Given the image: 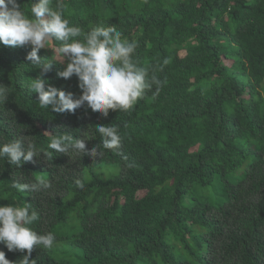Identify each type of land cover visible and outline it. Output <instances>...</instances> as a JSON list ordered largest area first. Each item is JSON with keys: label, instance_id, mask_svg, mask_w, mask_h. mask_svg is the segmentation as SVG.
I'll use <instances>...</instances> for the list:
<instances>
[{"label": "trees", "instance_id": "trees-1", "mask_svg": "<svg viewBox=\"0 0 264 264\" xmlns=\"http://www.w3.org/2000/svg\"><path fill=\"white\" fill-rule=\"evenodd\" d=\"M30 14L32 0H18ZM71 26H114L137 44L133 59L160 81L126 111L107 117L86 105L46 111L28 82L41 75L31 45L0 43V144L28 139L43 153L19 168L0 160V205L30 203L31 227L56 237L34 248L36 264H264V0H61ZM59 42L53 41L52 47ZM41 57L55 56L42 48ZM51 58V57H50ZM58 59V58H57ZM44 74L81 94L78 78ZM47 87V85H46ZM116 125L102 156L47 148L45 132L102 143L96 125ZM99 151V150H98ZM51 187L17 193L15 180ZM84 188L76 186V180ZM19 264L27 250L9 251Z\"/></svg>", "mask_w": 264, "mask_h": 264}, {"label": "clouds", "instance_id": "clouds-1", "mask_svg": "<svg viewBox=\"0 0 264 264\" xmlns=\"http://www.w3.org/2000/svg\"><path fill=\"white\" fill-rule=\"evenodd\" d=\"M53 41L59 42V46L53 48ZM0 43L10 47L31 45L26 59L31 66L41 70V75L28 82V89L29 92L38 93L41 110L46 111L51 107L57 113L75 112L86 105L107 117L109 110L126 111L131 108L153 85L159 91L160 81L157 77L152 75L149 78L148 69L138 67L134 61L133 54L137 47L134 41L122 39L119 30L103 23L88 32L71 26L64 16L61 0H32L30 14L25 13L18 0H0ZM42 48L53 49L55 56L41 57L38 52ZM65 61L64 69L58 71L57 75L64 79L73 75L78 78L81 89L78 97L48 84L44 78L54 62ZM9 95L10 89L0 84V104H4ZM96 131L102 137V143L92 149L86 148V139H77L67 133L45 132L47 148L57 153L73 151L102 156L100 145L109 150L120 147L121 137L116 125L97 124ZM41 153L46 161L51 162L53 152L37 149L31 140L18 138L0 144V160H7L17 168ZM75 183L78 188H84L79 179ZM50 187V181L43 176L36 178L34 183L15 180L11 184L17 193ZM17 200L18 197L14 196L12 203L0 205V242L9 251L27 250L19 264H36V260L29 259L33 249H51L56 237L51 232L38 234L34 231L31 225L40 219L38 212L32 209L30 203L21 206ZM0 264H13L3 251H0Z\"/></svg>", "mask_w": 264, "mask_h": 264}]
</instances>
